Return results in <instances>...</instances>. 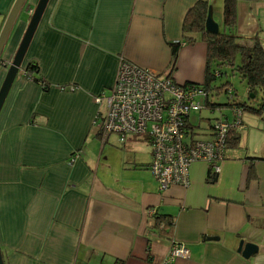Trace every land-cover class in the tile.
Masks as SVG:
<instances>
[{
  "label": "crops",
  "instance_id": "crops-1",
  "mask_svg": "<svg viewBox=\"0 0 264 264\" xmlns=\"http://www.w3.org/2000/svg\"><path fill=\"white\" fill-rule=\"evenodd\" d=\"M15 1L0 0V35ZM200 1H50L0 113L4 264H264V128L251 151L244 122L217 176L196 162L187 188L161 193L150 144L129 138L122 145L116 134L104 142L94 126L105 109L96 99L111 94L122 60L178 84L206 83L207 44L200 34L189 44L183 32ZM206 1L226 31L225 0ZM38 2L22 11L30 20ZM21 15L0 62V89L3 65L13 61L30 22ZM232 33L264 48V0H238ZM32 62L43 83L26 76ZM160 216L173 219L166 231ZM241 242L257 252L244 257ZM174 244L186 246L189 257L170 261Z\"/></svg>",
  "mask_w": 264,
  "mask_h": 264
},
{
  "label": "built area",
  "instance_id": "built-area-1",
  "mask_svg": "<svg viewBox=\"0 0 264 264\" xmlns=\"http://www.w3.org/2000/svg\"><path fill=\"white\" fill-rule=\"evenodd\" d=\"M214 75L216 79L222 77L219 71ZM222 92L234 100L233 89L226 86ZM211 97L204 85L178 84L171 76L160 77L122 60L111 94L96 99V103L104 104L105 109L97 113L94 126L104 142L112 134L118 135L122 145L129 138L147 141L152 148L150 169L161 193L177 186L187 188L190 168L196 162L207 163L212 177L220 173L230 132L245 129L244 113L234 106L232 121L224 118L222 111L218 110L221 117L211 124L210 138H197L191 113L207 110V101ZM189 255L186 246L174 244L169 258L173 261Z\"/></svg>",
  "mask_w": 264,
  "mask_h": 264
},
{
  "label": "trees",
  "instance_id": "trees-1",
  "mask_svg": "<svg viewBox=\"0 0 264 264\" xmlns=\"http://www.w3.org/2000/svg\"><path fill=\"white\" fill-rule=\"evenodd\" d=\"M237 2L238 0H225L224 27L227 28V30L219 35H212L206 32L205 24L209 10V5L206 0H201L189 11L184 21L183 32L187 43L193 44L196 41L191 35L200 34L202 41L207 44V81L204 86H206L208 92L210 91L212 93V84L217 80L214 75L215 72H221L222 77L226 74L222 72L221 69L223 68H230L234 73L238 72L241 77L245 79L250 96L254 98L257 96V93L260 92L262 94V100L256 107L248 103H235L233 100L231 107L237 106L243 113L247 111L250 114L261 117L264 121V48L257 38L252 46H247L239 43L238 37L233 35V29L236 27ZM179 48L180 45L173 46V66H175L177 60ZM238 57H240V60H237ZM38 73V65L33 62L30 63L26 70V76L35 82L43 83L34 76V74ZM45 89H47L46 85ZM217 106L218 105L208 99V109L214 111ZM240 140V134L236 131H231L228 140V148L239 146ZM156 221L159 226L164 224L162 228L164 231L173 224V219L167 216L156 217Z\"/></svg>",
  "mask_w": 264,
  "mask_h": 264
},
{
  "label": "rangeland",
  "instance_id": "rangeland-1",
  "mask_svg": "<svg viewBox=\"0 0 264 264\" xmlns=\"http://www.w3.org/2000/svg\"><path fill=\"white\" fill-rule=\"evenodd\" d=\"M32 9L34 11L35 6ZM26 13L27 12L25 9V11L21 15V20L30 21V17H28ZM237 60H240V57H238ZM221 70L226 74L213 82V90L211 93V101L214 104L218 105L217 108L214 110V112H212L211 109L204 110L201 113L192 112L190 116L192 124L197 127L196 132L197 138L199 139H204V135L208 131L210 125L213 123L214 119L221 117L220 111L218 110L222 111V115L224 118H229L230 120L234 119V113L231 107L233 101L229 99V96L226 92H219L223 91L225 86L233 89V94L235 95V103H248L249 105L256 107L262 100V94L260 92H258L257 96L254 98L250 96L247 89V83L238 72L234 73L230 68H223ZM244 122L246 125V132L250 134L248 140H246L247 133H245V135L243 136V140L246 144L245 147L249 148L251 151L254 148L258 149L259 146H261L263 137L261 131H263L264 128V121L261 117L244 111ZM147 146L151 147L150 145Z\"/></svg>",
  "mask_w": 264,
  "mask_h": 264
},
{
  "label": "water",
  "instance_id": "water-1",
  "mask_svg": "<svg viewBox=\"0 0 264 264\" xmlns=\"http://www.w3.org/2000/svg\"><path fill=\"white\" fill-rule=\"evenodd\" d=\"M28 1L29 0H16L11 8V11L0 35V62L2 61V55L10 38V35ZM50 1L51 0H39L13 61L9 65H3L8 70L0 89V113L17 76L21 73V69L28 53L29 47ZM205 28L206 32L209 34H220V26L214 20L211 8L209 9ZM256 252L257 246H255L254 244L249 243L245 245L244 242L240 243L238 253L243 254L244 257L248 258ZM0 264H4L1 248Z\"/></svg>",
  "mask_w": 264,
  "mask_h": 264
}]
</instances>
